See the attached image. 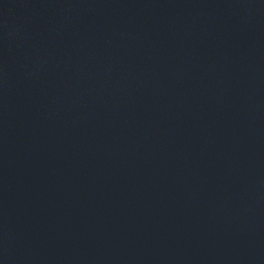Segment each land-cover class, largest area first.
<instances>
[{"label": "water", "instance_id": "1", "mask_svg": "<svg viewBox=\"0 0 264 264\" xmlns=\"http://www.w3.org/2000/svg\"><path fill=\"white\" fill-rule=\"evenodd\" d=\"M0 264H264V0H0Z\"/></svg>", "mask_w": 264, "mask_h": 264}]
</instances>
